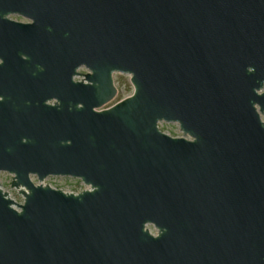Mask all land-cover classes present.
Returning <instances> with one entry per match:
<instances>
[{
    "label": "water",
    "instance_id": "water-1",
    "mask_svg": "<svg viewBox=\"0 0 264 264\" xmlns=\"http://www.w3.org/2000/svg\"><path fill=\"white\" fill-rule=\"evenodd\" d=\"M0 60V264H264V0H0Z\"/></svg>",
    "mask_w": 264,
    "mask_h": 264
},
{
    "label": "rangeland",
    "instance_id": "rangeland-1",
    "mask_svg": "<svg viewBox=\"0 0 264 264\" xmlns=\"http://www.w3.org/2000/svg\"><path fill=\"white\" fill-rule=\"evenodd\" d=\"M11 19H14L16 21H21V22H29V20L19 15H13ZM80 72H88V71L86 68H81ZM76 79L81 80L82 78H76ZM114 79L116 82V86L118 88V94H117L116 99L112 101L108 106L113 105L117 103L118 101L130 96L134 91V87L131 83V76L129 74L115 73ZM262 118L264 119L263 115H262ZM159 128L161 129V131L169 134L170 136H173V137L183 136V132L181 131L180 125L178 123L162 121L159 123ZM187 138L190 139L189 136H187ZM32 180L36 184L40 183L37 176H32ZM12 182H13V175L7 172L0 173L1 188L5 192H8L11 198H13L19 203H22L24 197L22 194H20L18 189L12 186ZM44 184L50 185L51 187H54L57 189H62L63 191L69 192V193L81 192L83 190L88 189L85 185L82 184V181L80 179L73 178V177H61V176L52 177L51 176V177H48V179L44 181ZM148 228L151 230L153 234H156L158 231L154 225H148Z\"/></svg>",
    "mask_w": 264,
    "mask_h": 264
},
{
    "label": "built area",
    "instance_id": "built-area-1",
    "mask_svg": "<svg viewBox=\"0 0 264 264\" xmlns=\"http://www.w3.org/2000/svg\"><path fill=\"white\" fill-rule=\"evenodd\" d=\"M52 177H54V176H52ZM47 179H48V178H47ZM45 180H46V179H45ZM45 180H44V181H45ZM44 181L42 182L43 184H44ZM82 184L85 185L88 189H90V186L84 184L83 182H82ZM44 185H46V184H44ZM76 193H79V192H76Z\"/></svg>",
    "mask_w": 264,
    "mask_h": 264
},
{
    "label": "flooded vegetation",
    "instance_id": "flooded-vegetation-1",
    "mask_svg": "<svg viewBox=\"0 0 264 264\" xmlns=\"http://www.w3.org/2000/svg\"><path fill=\"white\" fill-rule=\"evenodd\" d=\"M12 16H13V15H10L9 17L12 18ZM21 17H22V16H21ZM24 18H25V17H24ZM26 19H27V18H26ZM27 20H29V19H27ZM29 22H30V20H29ZM0 63H1V60H0ZM115 83H116V82H115ZM263 116H264V115H263ZM157 232H158V231H157ZM156 234H157V233H156Z\"/></svg>",
    "mask_w": 264,
    "mask_h": 264
}]
</instances>
